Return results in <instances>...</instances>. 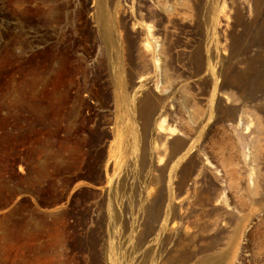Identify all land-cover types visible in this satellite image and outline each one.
Instances as JSON below:
<instances>
[{"label":"rangeland","instance_id":"374dc122","mask_svg":"<svg viewBox=\"0 0 264 264\" xmlns=\"http://www.w3.org/2000/svg\"><path fill=\"white\" fill-rule=\"evenodd\" d=\"M0 264H264V0H0Z\"/></svg>","mask_w":264,"mask_h":264},{"label":"bare ground","instance_id":"6f19581e","mask_svg":"<svg viewBox=\"0 0 264 264\" xmlns=\"http://www.w3.org/2000/svg\"><path fill=\"white\" fill-rule=\"evenodd\" d=\"M238 257H239V256H238ZM238 257H237V258H238ZM241 257H242V256H241ZM241 257H240V258H241ZM241 259H242V258H241ZM237 261H239V262H240V260H239V259H237ZM242 261H243V260H242ZM239 262H238V263H239ZM240 263H241V262H240Z\"/></svg>","mask_w":264,"mask_h":264}]
</instances>
